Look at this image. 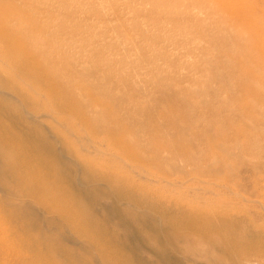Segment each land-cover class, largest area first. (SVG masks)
Returning <instances> with one entry per match:
<instances>
[{"label": "rangeland", "instance_id": "1", "mask_svg": "<svg viewBox=\"0 0 264 264\" xmlns=\"http://www.w3.org/2000/svg\"><path fill=\"white\" fill-rule=\"evenodd\" d=\"M10 1L32 18L4 22L33 28L27 43L59 74L46 82L67 93L39 83L42 70H18L23 57L0 38V131H11L12 146L26 144L6 151L31 159L41 151L75 196L30 197L0 173V264H129L113 243L132 213L117 214L113 201L126 184L121 172L137 168L153 181L130 174L137 185L126 184L123 203L161 226L162 208L197 205L220 219L207 227L212 236L247 254L239 264H264V0ZM4 155L0 148V169ZM176 213L184 225L187 213ZM181 227L146 237L154 250L136 263L232 264L229 250ZM159 244L162 263L150 256Z\"/></svg>", "mask_w": 264, "mask_h": 264}, {"label": "bare ground", "instance_id": "2", "mask_svg": "<svg viewBox=\"0 0 264 264\" xmlns=\"http://www.w3.org/2000/svg\"><path fill=\"white\" fill-rule=\"evenodd\" d=\"M16 17H23V19H28L29 20L30 18H32V15L29 12H27L25 10H21L20 8H18L10 0L9 1L8 0H2V2L0 1V38L3 39V41H4L3 43L6 46L8 45L10 48H14L19 53V55L23 57L22 61L16 60L17 61L16 64L18 66V70H23L24 71V69H30L32 71H41V70L44 71L45 72L44 74L40 73L41 76L38 78L39 79L38 80L39 83H41V84L44 83V85H46L50 89L51 93H54L56 95H60L59 92L60 91L63 92V90L55 89V87L51 86L53 84H50V83L46 82V79H48L50 77H52L54 79L53 76H56V78H57V76L59 75V74L58 75L55 74V72H58V71H56V69H54V68H56V64L54 62H52L51 66L47 67L50 64L49 63L50 57L48 55L44 54L43 52H38L36 50V48H33V46H31V44L29 42L27 43L28 39L30 38V34L32 36V29L33 28L30 29V31H28V30H25L21 26H17V25L8 26L10 24H7V22L6 23L4 22L5 20L6 21L7 20L8 21H12V20L16 19ZM38 55L42 56L43 62L41 61V59L38 60V58H39ZM41 66H44V67H41ZM48 69H53L55 72L53 71V73H52V71H50ZM13 75H15V74L13 73ZM15 77H13L12 79H16ZM15 82H19L18 78H17V81H15ZM47 84H49V85H47ZM65 92L66 91H64L62 93L63 96H64ZM68 97H69V95H68ZM73 105H74V102H73ZM76 106L77 105H74V107H75L74 110L75 111H76V109L78 110V108ZM3 109H4V107H3ZM1 115L3 117V113ZM5 115H6V113H5ZM0 127H1V125H0ZM10 132H5L4 133V132L0 131V148H2L5 151L4 157H6V159H7V161L4 162V165L0 169V173H4L7 176H10L11 178L14 179V181H16V183L24 184V186L27 185V188L25 189L27 192H26L25 195H27V194L30 195L31 192H32L31 195H33V193H34L35 195H38V197H39V196H41V195H39L40 191H43L44 194H45L46 200H47V196H46L47 192H46V190L47 189H52L53 191L57 190L59 192H65L64 190H66L67 191L66 193L68 195L75 196V188H73L71 185L70 186L66 185V184H62L61 185L59 183L61 181L59 179H57V177L59 175L58 173L61 174V171L60 170L57 171V169L55 167H53V166L44 164L43 160L40 158V156H42V154L40 153L41 151L39 153H37L38 156H34L33 155L34 159L36 157V160H35L36 162L33 161L34 159L29 158L30 157L29 155H27L25 157H24V155H23V157L19 156V155H16L17 156L16 157L15 154H13V152L12 153L7 152L6 149L12 150L14 148H17V146H26V144H23V141H21L19 143V145L14 143L13 146H12L11 142H12L13 139H12V135L10 134ZM90 147L94 148V147H97V146H90ZM156 147H157L156 150L159 151L160 150L159 146H156ZM126 154H128V153H126ZM49 155H50V157H48V159H49L50 162H53L52 164L61 163L63 165L64 162H62V159H60L59 155L56 152H51ZM28 158H29V160H28ZM86 159H88V158H86ZM134 172L138 173L139 178H140V176H143L144 178L147 177L148 180H145V181H150L151 180L148 177V175L145 174L146 171L144 169H138V168H137V170L134 169V171L131 172L130 174H132V173L134 174ZM130 174H128L127 171H122L121 174H120V178H121L122 181H125L127 185H130V186L135 188L137 184H136L135 180L133 179V177L135 176V179H136V177H138V176H136V175L130 176ZM151 181H153V180H151ZM30 183H34V185L31 186V188L29 187V189H28V184H30ZM73 184H74V182H73ZM126 184H125L124 187H122L121 190H119V193L114 194L116 196H115L114 201H113L114 202L113 203L114 204V209L118 210V211H116L117 214H120V215L123 214V215H125L127 217L126 211H129V213H132V214H130L131 217L128 216L130 218V222L129 221L128 222L130 223L131 227H127V224H125V222L124 223H122V222L119 223L121 225L120 227L124 226L123 227L124 228L123 231L118 235L119 239L122 240V242H119V240L117 238V239L114 240V243H113V244H117V248H116L117 256L121 257V259H124L125 262L127 261V263H129V264H132V263L138 264L136 262H138L139 255L143 251L145 253L147 252V251H145V247H150V248H152L154 250L153 245H152L154 243H152V241L147 239L148 240V244L144 245L142 243V241L144 239H146V237H150L151 238L153 236V234L155 236H157L158 238L159 237H163L162 236L163 235L162 232H165L164 230H166V229H169L171 231H172V229L177 230V229H181L182 228L181 226H183V227L187 228L190 231V234L196 233V231H200V232H202V234L205 237L208 236L211 239V245L214 248H218L219 247L218 245H222L226 251L229 250V254L230 255H227V256H228V259L230 260V262L232 264H239V262L243 263V260L237 261L235 258L237 256L241 257V256L247 255V254H241L239 256L240 253L239 254L235 253L236 251H234V249L231 248L230 242L228 240H226L225 238H223L224 236L222 234H220V236L222 235L223 237L222 236L220 237V236H217V235H213V236H215V237L217 236L218 238L221 239V241H215L214 242V238H213L212 234L207 230V227L210 228V226H215L214 224L220 221L219 218H216V216L212 218L207 211H201V210L195 208L197 205L196 206H189L187 203H183L182 201L181 202H177L176 201V202H173L172 205L174 206V208H175V210L177 212L187 213L185 215L186 218H187V221L181 220L182 224H184V225H181L180 217H179V215H177L176 211H174L172 213H170V212L167 213L166 209L162 208V211H164V213L163 214L161 213L162 219H163V226H161V225L156 223V220L150 221L148 216L143 215L141 212L140 213L139 212L138 213L135 212V208L134 207H138L139 205L137 206V205H135L133 203L132 204L131 203H123L124 202L123 200L127 199V194H128V196L131 195L130 194L131 192L128 191V190H130V187L126 186ZM124 188H126V190ZM77 189H76V191H78ZM135 190H137V189H135ZM31 195H30V197H32ZM81 195H82V193H81ZM79 196H80V194H79ZM44 198H43V201H45ZM34 199H36V196H35ZM40 201H38V202H40ZM141 203L142 202H140L139 204H141ZM158 203L160 204V202H158ZM50 204H51V202H50ZM167 205H170V201H169V203L167 202ZM186 205H187V207H186ZM53 207H54V205H53ZM168 207H171V206H168ZM208 207H210V206H208ZM50 210H51V208H50ZM53 210L59 211L57 206ZM119 210H120V212H119ZM212 210H213V208H212ZM171 214H173V215H171ZM55 215H56V213H55ZM63 217L69 223L75 224V222H76V219H74L71 215L63 216ZM58 219L60 220V218H58ZM52 221H54V220H52ZM33 222H34V224H37V220L33 219ZM146 225L147 226H151L150 227L151 230L155 229L154 233H148L147 232V228H145ZM79 227L81 228L80 225H78V228ZM133 228H136V230H137L136 233L133 231ZM119 230H122V229H119ZM81 231H83V230H81ZM81 231L80 232L78 231V233L81 234ZM166 231H168V230H166ZM216 233H218V231ZM107 234H108V236L110 238L113 237L112 234H109V233H107ZM107 234L105 235V237L107 236ZM102 235H104V232L102 233ZM93 237H94V235H93ZM95 238H92V239H95ZM117 240H118V243H115ZM92 243H94V241ZM106 243H107V241H106ZM159 246H160V249H157V251H154V253L150 254V256L151 255L153 257L155 256V258H156V260L158 262H161L158 259V257L159 256H163L162 259H163V261H165L167 256H168V252H166L162 248V246L160 244H159ZM138 247H144V249L141 248L142 249L141 251H137V250H140V248L138 249ZM165 249H166V247H165ZM5 253H7V252H5ZM37 256L40 257L39 255H37ZM124 257L127 258V259H125ZM19 258H21V257H19ZM21 259H23V258H21ZM143 263H144V261H143Z\"/></svg>", "mask_w": 264, "mask_h": 264}]
</instances>
